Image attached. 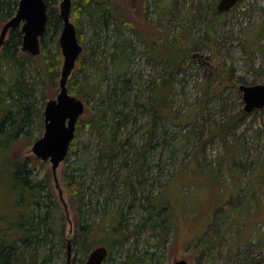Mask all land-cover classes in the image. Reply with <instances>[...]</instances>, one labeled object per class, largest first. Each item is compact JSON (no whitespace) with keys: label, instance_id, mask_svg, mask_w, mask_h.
I'll use <instances>...</instances> for the list:
<instances>
[{"label":"rangeland","instance_id":"374dc122","mask_svg":"<svg viewBox=\"0 0 264 264\" xmlns=\"http://www.w3.org/2000/svg\"><path fill=\"white\" fill-rule=\"evenodd\" d=\"M218 2L116 0L126 19L134 24V28L123 31L120 39L126 42L130 78L125 86L129 102L125 112L132 115L129 124L121 129V138H129L139 148L152 134L155 148L147 152L145 162L133 167V174L123 163L129 153L99 165L100 154L108 151L100 131L94 127L79 129L74 153L58 168L57 188L52 163L32 151V145L44 133V119L25 128L26 134L15 142L0 139L1 229L14 226L18 218L12 168L16 162L29 159L32 178L43 179L49 172L58 201L54 205L58 218L50 264L80 263L93 250L85 253L86 246L75 236V213L65 173L83 182L84 201L93 211L86 215L88 220H98L96 210H119L123 226L132 230L126 243L103 264H134L139 256L141 261L146 258V250L157 253L156 264H174L180 259L190 264H264V181L259 182L264 172V109L247 113L240 89L242 84H264V0H240L225 12L218 10ZM71 20L81 35L84 50L91 51L98 61L93 63L89 58L93 64L86 70L88 81L94 82L100 78L96 72L106 70L103 61L107 59L108 64L113 59L110 55L116 49L113 44L117 42V32L96 28L86 10L79 17L71 13ZM49 40L52 52L60 48L59 38ZM176 42L186 44L190 56L182 59L176 76L165 85L170 80L166 50L178 47ZM63 59L61 53L60 72ZM110 70L101 88L104 100L112 98V102ZM27 78L36 84V101L43 114L42 104L59 93V80L56 89L49 85L51 94L45 101L43 84L35 72L29 69ZM76 81L84 83L81 75ZM88 96L93 111L89 116L98 110L106 111L99 100L89 93ZM151 96L156 101L144 107ZM156 109L165 114L159 117ZM157 116L154 126L153 118ZM230 125L236 128L228 131L226 145L219 130ZM230 153L240 160L235 164L237 172L225 163ZM155 203L160 206L161 220L170 225L168 241L155 227ZM62 224L66 226L63 235ZM30 253L28 249V257Z\"/></svg>","mask_w":264,"mask_h":264},{"label":"trees","instance_id":"16d2710c","mask_svg":"<svg viewBox=\"0 0 264 264\" xmlns=\"http://www.w3.org/2000/svg\"><path fill=\"white\" fill-rule=\"evenodd\" d=\"M19 1L0 0V31L3 24L15 15ZM45 2L47 4L48 21L46 31L41 37L40 54L32 55L29 52L22 51L23 33L19 26L9 31L5 44L1 48L0 139L4 140L5 138L6 140L3 142L6 143L15 142L22 134H26L25 128H29L34 122L43 121L44 119L42 107L38 106V102L36 101V93L38 91L36 84L34 85L27 78L29 69L35 72L38 77L37 80H40L43 84L42 87L45 90L43 99L45 101L50 98L49 85L56 89L58 80L60 79L61 51L57 46L55 52H52V49L49 47V39L52 37L55 39L59 38V33L63 27V19L59 9L61 0H45ZM85 10L88 11L89 16L94 20L93 23L96 28L98 26L101 28L107 27L108 30L116 31L118 39L113 44V46H116V49L110 55L113 59L108 64L107 59L103 61L106 70L96 72V75L100 78H97L94 82L88 81L86 70L89 65L98 61L93 57L91 51L89 52L85 49L77 61L71 79L68 81L70 93L84 100L86 102V109L85 113L77 121L76 135L71 142L65 161H68L69 156L74 153V142L77 140L80 130H88L94 127L100 131V136L103 138L108 149L105 154H100L99 165L112 159L114 156H124L125 153H129L131 154L130 157L125 159L123 163L129 166L131 172L134 174L136 168L133 167L138 166L142 161L145 162L147 152L155 148V145L151 141L152 134L150 140H146L139 148L129 142V138H121L123 136L121 129L129 124L132 115L129 111L128 113L125 112L129 103L125 86H128L126 84H128L130 78H128V66L126 65L125 58L126 42H120V39L124 35L123 31L134 28V24L131 20L126 19L116 0H73L72 14L74 16L79 17ZM111 25L114 26L113 29H110ZM77 32L81 41V35L78 30ZM172 46L175 45L173 44ZM176 46L178 47H169L166 50L168 55V67L166 69H169L170 80L166 81L165 85L170 83L176 76L177 69L182 64V59L185 56H190V50L185 47L187 46L186 44L183 45L176 42ZM108 57L105 56V58ZM89 58L93 60V63L90 64L89 61L91 60ZM109 70L113 80L111 92L114 95L113 101L116 102H111L112 98L104 100L105 95L101 88L102 80L109 73ZM80 75L83 77L84 83H77L76 80ZM88 93L93 95L94 99L99 100L100 105H104L105 112L98 110L92 116H89L93 111L90 110V108L92 109V102L88 98ZM151 97V100L148 99L144 103V107L148 108L149 105L152 106L154 100L156 101V97ZM156 105L158 107L161 106L160 104ZM42 106H45V104H42ZM258 110L260 109L254 111ZM156 114L160 117L165 112L156 109ZM158 116L153 118L154 126L156 125ZM146 125L144 124L145 127H147ZM235 128L236 125H230V127L221 126L219 132L224 136V143L226 145L228 144L226 139L228 131L235 130ZM149 131L151 132L150 129ZM127 146L129 148H126ZM239 161L237 155L234 154L233 156L230 153L225 163H229L230 168H233L237 172L239 167L235 164ZM29 162H31L29 159L24 160L23 163L16 162L12 168L13 187L17 193L18 218L14 226L8 229L0 228V264H50L54 255L52 253V247L55 242V237H53L55 234L54 225L58 218L57 214L54 213V205L58 204V201L54 197L49 172H45L43 179L32 178V171L28 169ZM187 166H189V163ZM187 169L191 171L189 167ZM22 173L26 175L22 176ZM259 176V182L262 183L264 181V172ZM72 177L67 173L64 175L66 186L72 195L71 203L75 213V236L78 241H81L86 246L87 250L85 253H88L89 250L97 246H107L109 251L108 259L114 254L116 249L126 243L131 236L132 230H127L123 226L119 210L107 208L104 211L102 209L100 211L96 210L100 214L98 220L96 218L88 220L86 215L92 214L93 211L88 203L84 201L82 194V190L84 189L83 182ZM240 180H243V176H240ZM128 194H131L130 189H128ZM154 208L157 212L156 219H154L156 220L155 227L162 231L163 239L165 238L164 241H168L166 233L170 225L165 219L161 220L163 217L160 206L155 203ZM224 222H226V219H224ZM65 227L62 224L61 235L64 234ZM28 249L31 251L30 257H28L29 253L27 254ZM144 257L146 258L141 261V257L139 256L138 261H135L134 264L157 263L156 258L158 256L156 252L146 250Z\"/></svg>","mask_w":264,"mask_h":264},{"label":"water","instance_id":"95a60500","mask_svg":"<svg viewBox=\"0 0 264 264\" xmlns=\"http://www.w3.org/2000/svg\"><path fill=\"white\" fill-rule=\"evenodd\" d=\"M73 0H61L60 14L63 27L59 35V45L64 57L59 79V93L56 98L49 99L44 109L45 129L32 145L33 153L42 160L52 163V172L57 188H60L58 168L65 161L72 140L75 138L77 121L85 113L86 103L78 96L70 93L68 81L77 65L84 47L78 37L76 25L71 20ZM240 0H220L217 8L220 12L232 9ZM48 12L45 0H20L15 15L10 18L0 31V50L4 46L9 31L21 27L22 51L32 55L41 52V37L47 27ZM244 110L247 113L264 108V84H242ZM60 197L64 202L63 192ZM65 208L67 204L64 202ZM107 246L93 248L88 258L78 264H103L108 257ZM72 257L69 245L68 262ZM174 264H190L186 259L177 260Z\"/></svg>","mask_w":264,"mask_h":264},{"label":"flooded vegetation","instance_id":"af4514ba","mask_svg":"<svg viewBox=\"0 0 264 264\" xmlns=\"http://www.w3.org/2000/svg\"><path fill=\"white\" fill-rule=\"evenodd\" d=\"M220 1V0H219ZM218 5V4H217Z\"/></svg>","mask_w":264,"mask_h":264}]
</instances>
